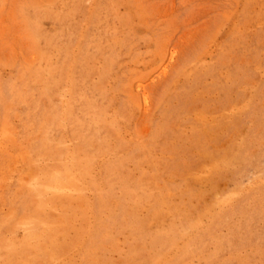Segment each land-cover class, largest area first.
<instances>
[{
  "label": "rangeland",
  "instance_id": "374dc122",
  "mask_svg": "<svg viewBox=\"0 0 264 264\" xmlns=\"http://www.w3.org/2000/svg\"><path fill=\"white\" fill-rule=\"evenodd\" d=\"M0 264H264V0H0Z\"/></svg>",
  "mask_w": 264,
  "mask_h": 264
}]
</instances>
